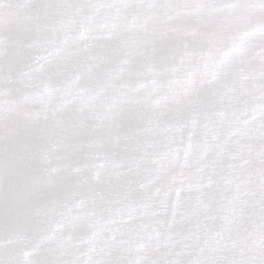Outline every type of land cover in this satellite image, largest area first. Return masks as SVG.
<instances>
[{"label":"snow or ice","instance_id":"6c2138e0","mask_svg":"<svg viewBox=\"0 0 264 264\" xmlns=\"http://www.w3.org/2000/svg\"><path fill=\"white\" fill-rule=\"evenodd\" d=\"M0 264H264V0H0Z\"/></svg>","mask_w":264,"mask_h":264}]
</instances>
